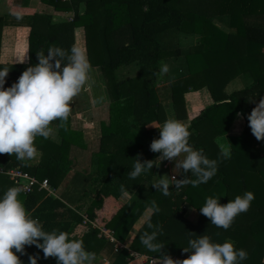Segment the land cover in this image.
I'll return each mask as SVG.
<instances>
[{"label":"trees","instance_id":"obj_1","mask_svg":"<svg viewBox=\"0 0 264 264\" xmlns=\"http://www.w3.org/2000/svg\"><path fill=\"white\" fill-rule=\"evenodd\" d=\"M18 1L25 5L30 2ZM42 1L72 15L58 21L49 13L23 16L31 28L29 62L0 65L8 68L11 75L6 78L5 87L38 62L36 53L46 52L50 47L70 50L76 46V28L83 27L87 55L92 67L99 71L97 79L108 107L107 119H101L99 148L92 154L93 165L98 166L91 178L94 187L84 190L85 195L95 197L86 204L54 198L45 189L30 194L20 191V199L31 216L38 218L46 231H63L72 239L82 240L86 250L94 254L114 252L111 264H129L132 251L159 255L148 251L140 241L144 231L154 230L148 229L146 223L129 247L116 246V239L125 242L145 209L155 203L159 212L152 213L150 219L162 230L158 235L164 244L161 251L173 259L187 258L189 253L183 252L182 247H187L190 238L204 234L213 242L230 240L235 247L245 249L248 258L244 264H264V149H254L256 138L247 120V115L264 97V0ZM225 15L231 18L230 31L215 21L217 16ZM6 24L14 21L9 23L0 17V49ZM182 34L197 36L198 40L184 49L180 44ZM172 59L179 60L173 74L159 75L160 66ZM134 65L139 70L137 75L120 77L123 67ZM246 73L252 78L248 86L226 91L227 84ZM164 79L170 81L174 108L183 124L189 117L186 94L209 88L213 103L191 120L189 142L218 161V171L207 183L173 188L168 196L151 185L156 166L136 179L128 176L138 155L141 160H154L156 165L159 162V153L152 152L150 144L159 138L156 127L167 120L157 91ZM238 113L245 117L246 127L241 136H228L232 145L230 158L225 159L216 138L228 134ZM53 124L61 138L55 142L37 137L36 146L43 151L40 164L18 161L14 155L3 153L0 166L20 167L39 180L48 178L57 187L70 170L67 166L72 164L70 153L80 144L83 134L71 128V115L63 126L58 121ZM10 187H16L15 183L0 174V194ZM129 189L136 190L131 205L119 209L112 219L104 222L98 214L107 199ZM245 191L254 193L251 207L237 216L227 230L211 224L199 211L209 196L226 204ZM185 203L200 213L197 223L186 217ZM101 225L112 233L115 241L102 234ZM37 254L38 264H57L54 257L44 259L43 251L34 245L26 246V254L18 255L28 264L29 255Z\"/></svg>","mask_w":264,"mask_h":264},{"label":"clouds","instance_id":"obj_2","mask_svg":"<svg viewBox=\"0 0 264 264\" xmlns=\"http://www.w3.org/2000/svg\"><path fill=\"white\" fill-rule=\"evenodd\" d=\"M16 18L22 17L17 13ZM36 55L38 62L27 67L9 87H5L9 69L0 68V154L14 155L18 161H33L38 157L37 137L55 138L53 122L58 121L63 126L69 119L74 98L91 81V62L86 51L78 46L70 50L50 47ZM168 72V65L162 64L159 75ZM247 120L255 138L264 140V97L247 115ZM156 128L159 138L153 139L150 150L159 153V164L164 160L174 161V172L182 177L158 176L151 184L157 191L168 196L170 186H174L171 189L188 184L196 187L216 175L218 161L190 144L191 133L186 125L169 119ZM221 155L230 158V148L223 147ZM153 161L141 160L138 155L128 172L129 178L147 174L157 166ZM254 198L253 192L245 191L222 204L220 198L209 196L199 211L211 224L227 230L237 216L249 210ZM152 212H159L155 203ZM144 222L148 229L154 230L144 231L140 241L148 251L159 254L158 264H244L248 258V252L235 247L234 242H213L203 234L190 238L187 247H182L183 252L189 253L187 258L173 259L161 251L164 244L158 240V235L162 230L153 225L149 216ZM33 245L43 251L44 259L54 257L57 264H94L95 261V254L86 250L82 240L72 239L63 231L44 230L39 219L31 216L20 199L19 188L10 187L0 194V264H24L20 255L26 254V246ZM39 259L38 254L29 255L28 264H38Z\"/></svg>","mask_w":264,"mask_h":264},{"label":"crops","instance_id":"obj_3","mask_svg":"<svg viewBox=\"0 0 264 264\" xmlns=\"http://www.w3.org/2000/svg\"><path fill=\"white\" fill-rule=\"evenodd\" d=\"M36 12L40 13H49L54 16L55 20L61 19H69L72 15V12H64L57 11L55 8L42 0H30L29 4L25 5L20 3L18 0H0V17L3 19L9 20V23L14 21V24H6L2 30V38H1V49H0V65H14V64H22L29 62V35L31 28L24 22L23 16L31 15ZM19 13L21 15V19L16 18V14ZM67 16V17H64ZM224 18V16H221ZM220 27L225 30L230 31L231 27L222 26V24L217 23ZM188 39L197 38V36L184 35ZM195 41V43L197 42ZM75 45L84 49L87 53L86 49V39H85V31L83 27L76 28L75 31ZM194 44V43H193ZM191 44V45H193ZM189 45V47L191 46ZM184 48V46H183ZM185 49V48H184ZM24 60V61H23ZM23 61V62H18ZM166 64V63H165ZM136 67L129 66L123 67L121 70H127L128 68ZM96 68L92 67L91 71V81L90 85L85 87L80 94H83V98H85L82 103L80 102V98L75 97L72 106H71V128L76 131H81L83 134V139H81L79 145H75L70 153L71 165H67L69 167V172L65 175L64 178H61L58 181V186L54 187L51 185L50 190L45 189L47 194L54 197L64 199L66 201H76V202H85L89 204L90 201L95 197V195H85L84 190L90 191L93 183H92V173L97 170V165H93V156L94 150L99 148V141L102 136L101 132V120L106 117H101L100 119L94 118V114L96 110L104 106V101L101 95L100 84L98 83V72H96ZM134 76V75H132ZM11 77L8 74L6 78ZM122 78H129V75H121ZM252 82V78L246 73L239 75L236 79L232 80L225 87L227 92H232L234 90H240L248 86ZM170 81L164 79L157 87L158 94L160 99L166 109L167 120L175 119L178 120L173 99H172V91L170 86ZM82 98V97H81ZM187 99V112L188 119L185 121V125L188 127L191 120L197 117L201 111H203L207 106L213 103V98L211 97L209 88L206 86L201 90L190 91L186 94ZM89 104V108L87 110L83 109L85 104ZM232 122L228 134L225 136H218L216 138V143L220 149L223 147H229L231 152V144L228 140V136L239 137L243 134L246 127V120L242 113H238ZM164 123V122H163ZM160 126H162V124ZM54 128V137L49 138L52 141H60L59 129L55 124H52ZM83 141V142H82ZM83 143V144H82ZM257 147L264 149V140H257L255 143L254 149ZM39 150L38 157L33 161H27L32 164H40L43 158V151ZM175 162L164 160L157 163L156 169L153 174L154 182L159 178L158 176L168 175L169 177L176 176L177 179L180 178L174 172ZM48 179V178H47ZM50 183V182H49ZM174 186H170V189ZM42 190V189H40ZM136 190L129 189L123 191L118 197H110L107 199L105 208L99 211L98 216L104 221L108 222V220L112 219L119 209L123 207H129L134 199ZM186 208V217L197 223L200 217V213L194 207L189 204H185ZM189 211V212H188ZM152 208H146L142 213L140 218L136 221L134 226L129 231L126 236L125 242H121L116 239V246L119 244L121 247H129L131 242L137 236L140 228L145 224V217L151 216ZM192 215V217H190ZM86 216V214H84ZM101 228H105L104 225H101ZM107 229V228H106ZM114 252H107L106 250L101 252L100 254H95V261L100 260L99 262L111 264L113 260ZM131 255L133 256L130 259L129 264H149V259L153 258L155 260V264H158L157 257L150 256L149 254L139 253L137 251H132ZM94 261V262H95Z\"/></svg>","mask_w":264,"mask_h":264},{"label":"built area","instance_id":"obj_4","mask_svg":"<svg viewBox=\"0 0 264 264\" xmlns=\"http://www.w3.org/2000/svg\"><path fill=\"white\" fill-rule=\"evenodd\" d=\"M0 174H5L9 179H11L17 188L23 193L30 194L36 189H48L50 190L51 185L47 178L39 180L37 177L31 175L29 172L23 170L20 167L5 168L0 166ZM87 220V219H86ZM103 235H105L111 241H115L112 233L106 228H100ZM120 246L119 244L117 245ZM180 259V258H176ZM156 259H149V264H155ZM182 260V259H181ZM108 264V263H104Z\"/></svg>","mask_w":264,"mask_h":264},{"label":"rangeland","instance_id":"obj_5","mask_svg":"<svg viewBox=\"0 0 264 264\" xmlns=\"http://www.w3.org/2000/svg\"><path fill=\"white\" fill-rule=\"evenodd\" d=\"M64 17H67V16H64ZM215 21H216V23H219V24L221 23L222 26H227L229 28L231 27V18H230V15H225L224 18H221V16H217L215 18ZM193 39H194L193 42H191L192 41V38L188 39L187 37H184V35L182 34V35H180V44L182 45V47L184 46V48L187 49L189 47V45H191L193 43L195 44V41L197 40V38H193ZM172 60H170V62L167 65L169 67V72L173 74L174 68H175V66L178 65V61L179 60H174V59H172ZM138 71H139L138 70V67L136 66V67L128 68L127 70H121L119 72H121V75H129V76H132V75H137ZM77 97L80 98L79 99L80 100L79 103H82L83 104L82 101L85 99V98H83L84 97L83 94H79ZM103 103H104V106H102L101 108H99L98 110H96V112L94 114V118L100 119L101 117H106V119H107V107H108V103H107V101H105ZM84 106L85 107H82V108L85 109V110H87L90 107L88 103L85 104ZM185 204H188V203H185ZM190 217H192V215H190ZM99 261L100 260L95 261L94 264H103V262H99Z\"/></svg>","mask_w":264,"mask_h":264}]
</instances>
